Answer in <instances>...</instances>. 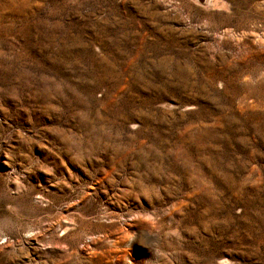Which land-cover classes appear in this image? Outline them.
<instances>
[{
	"label": "rangeland",
	"instance_id": "1",
	"mask_svg": "<svg viewBox=\"0 0 264 264\" xmlns=\"http://www.w3.org/2000/svg\"><path fill=\"white\" fill-rule=\"evenodd\" d=\"M0 264H264V0H0Z\"/></svg>",
	"mask_w": 264,
	"mask_h": 264
}]
</instances>
